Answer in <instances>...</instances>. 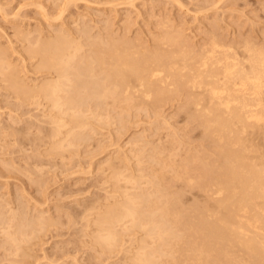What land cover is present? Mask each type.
Here are the masks:
<instances>
[{"label":"rangeland","instance_id":"374dc122","mask_svg":"<svg viewBox=\"0 0 264 264\" xmlns=\"http://www.w3.org/2000/svg\"><path fill=\"white\" fill-rule=\"evenodd\" d=\"M2 2H0L1 3L0 7L2 5V9H1L2 11L0 10V39H1L0 44L3 45L5 43L4 46L6 47L1 45L0 46L4 48H8L9 51L8 50L7 51L9 52V54L13 51L11 53L12 55L10 54V56L12 57V59H14V61L17 60L15 61L17 63L21 61L22 65L21 63H18V65H20L19 66L20 69L24 67L22 69L21 74L22 76L25 75L24 78L27 77L26 80H28V78H29L28 81L32 80L31 82H38L40 79L43 78L42 76L48 74L47 72L48 69L39 67V65L41 66V63H38L41 62L38 61V59L41 58L39 55H37V57L34 55L31 60L30 54L32 55L31 52L33 50L32 51L30 50L32 48H35L33 46L36 45L35 43L38 40L37 36L38 37L40 36L39 38L40 40H42V38L44 39L46 38L47 40V38L53 39L54 37H58L66 33L65 36L71 38L75 43L74 45L79 44L82 46L80 50V55L83 56L86 55L88 56L91 53H97V52L98 54L99 52L101 54L103 53V51L106 52L111 48V46L115 45L112 48L119 47L121 50L127 49V51L132 52V54L142 53L143 50V52H146L147 54L148 52H150L149 54L160 55V54H156V52L160 53V51L164 50L166 53L164 52L162 53L165 54L166 57H164L163 60L166 61L168 59L167 55L172 54V53L167 54L168 52L185 53L191 50L199 51L203 47V45L208 44L213 39V37H216L217 40L226 44L229 43V44L240 45L245 41H247L248 39H249L248 41L255 43L257 45L264 44V0H71V2L70 0L68 1L67 0L64 1L63 0H2ZM4 3L6 7L4 6ZM41 9L44 10V12H42ZM4 10L6 11L4 12ZM45 11H46L45 16L48 15L46 17L44 16ZM15 14H18L16 15L17 17H14ZM19 26L20 27L22 26V28H20ZM33 27L37 31H34ZM26 29H30V30L27 31ZM39 29H41V32H38L40 31ZM17 30H21V32H18ZM14 31L16 34L19 33L21 36L19 34L16 35ZM22 31H24V33L26 32L25 33L26 36L22 37L23 35ZM167 31L169 32L167 33ZM171 32H175V33L170 34ZM49 33L51 34V37L49 36L50 35ZM56 33L58 34V36L54 35ZM41 35L43 37H41ZM167 38H169L170 40ZM163 39H165L166 42L164 40L162 43L161 41ZM22 40H23V44L21 42ZM175 40L177 41L180 40V41L177 42ZM106 41L109 43H106ZM172 41L173 43H171ZM175 42L176 45H174ZM29 44H32L33 46L30 47L28 46ZM165 44L168 46H166ZM12 45L16 46L15 48L18 53H16L15 49H13L14 46ZM26 45L30 48H28ZM121 45H123V47L125 48H123ZM23 47H26V49ZM18 48L20 52L18 51ZM176 48L179 49V51ZM26 50L30 52L27 53ZM21 53H25V54L23 55ZM27 66L29 67V69ZM98 67L99 66H96L97 72H99L100 70V67L99 68ZM26 68L28 71L26 70ZM31 70L33 71L29 72ZM39 70L42 72H40ZM87 76L88 74L84 73L80 76V79L93 80L92 77L90 76L87 77ZM1 78L2 76H0V81H1L0 82V121H1L0 122L1 125L0 126V196H2L0 197V205H1L0 206V213H1L0 214V218H1L0 262L1 263L0 264H5V263L10 264L11 262H13L11 264H14L15 262H16L15 264H74V263L136 264L135 261H133L134 260L133 257L136 251H138V249H140V246L143 245L144 243L145 245L148 244L147 245L148 247L149 246L152 247V248L149 247V249L153 250L154 251L153 253L156 254L153 255L156 258L153 259L156 262L153 264H229V263L250 264L252 263L249 262L252 259L248 258L251 256L246 252L241 251L239 248H237L238 246H236L237 249L234 246L229 247L228 251L230 252V250H232L233 254L232 252L230 253L227 252L228 255L225 253L222 254L223 252L219 253V251L215 253L216 245L214 244L213 246L210 247L208 246V244L205 245V241H203L204 234H202L199 231V227H197L198 226V224H196L197 221L199 222L200 219L203 220L206 219L201 217H208L207 215L209 214V212L215 213L220 211L219 207L216 205L218 201L217 196H221V195L216 190H214L216 189V185L210 183L209 180L210 178L214 177L217 174L218 169L220 170L221 166L223 165L224 157L220 153L221 148L219 149V146L220 147L222 146L220 145V143L221 144L223 143L222 142L219 143L218 140L219 138L216 137L217 134L214 136L213 133H211L212 129L209 130L205 127V125L204 126L202 125V122L204 123V121L200 116V112L198 113V111L190 110L187 104L190 97L186 93V89H182V88H181L182 90L175 89L176 91L174 90L170 92L171 94H169L162 101L159 102L154 100H149L150 101L149 102L148 100H145V98L143 99L142 96L139 97L134 96L133 99L134 101L129 103L131 106L128 105L127 100L126 101L123 100L121 96L120 97L116 96L118 98L114 96L109 97L108 100H106L107 101L106 102L105 100H101L100 98L95 97L93 95L89 96L87 95L86 91H84L83 94H85L84 96L85 98H87L86 102H88V106H86L82 111L83 112L82 116L84 117V119L82 120L81 126L80 124H73V122L70 121L68 125L69 127L66 125L62 127L63 132L61 134L62 135L61 138L59 137V139H62V137L64 136L63 138L64 141L62 140V142H60V140H57L56 142L57 144H55L54 139H52L53 137L52 135L55 131L56 125L52 124L53 122H51V118L49 117L50 115L51 116L56 115L57 113L56 110L52 111L51 109V111H49L50 107L48 106L49 107L48 108L46 106L48 103L46 102L47 103L46 104L45 100H43V103L40 105L38 104V102H36V100L34 101V99H30L31 101L26 99L18 100L17 95H15L16 93H14L12 89H9L8 83L6 84L4 80H1ZM3 89L4 91H6V93L3 91ZM173 92H176L175 95H173ZM12 94L13 96L14 95L15 96L13 97ZM4 95L8 96L7 101ZM91 97H95V98H92L93 100H91ZM114 98L116 99L115 102H113ZM165 100L168 102L166 103ZM27 101L29 102V104ZM94 101H96V103ZM118 102L119 103L122 102V105L119 104ZM21 103H23V105ZM107 103L109 105H106ZM140 103L145 106L141 105ZM45 112L48 113L46 116H45ZM91 113L92 115H94V118L97 117L95 118V120H97L99 116L104 118H99L98 120L100 121L96 123V121L92 118V116H90ZM95 113L96 115L97 114L98 115L96 116ZM36 114H38L39 117L38 115L36 116ZM87 118L89 119L88 121L90 122L87 121ZM10 120L11 122H9ZM164 120H166V122ZM40 122L42 125L39 124ZM83 122L85 124L89 123V125H85L83 124ZM36 125L38 127H36ZM48 125L49 126L52 125L51 127L53 128L48 127ZM70 126H72L73 128H71ZM22 127L25 129H23ZM67 128H71L73 132L71 131V129H69L71 132H66L68 130ZM48 130L51 133L48 132ZM206 130H208V132L210 133L205 132ZM2 131L3 134H1ZM24 131L27 133L26 136L24 135L26 134L24 133ZM31 131L32 132L35 131V133H32ZM29 132H31L32 134ZM18 133H20L19 134L20 136L18 135ZM65 134L69 138L66 137ZM79 134H81V136H79ZM37 136L41 138H37ZM24 137L26 138L24 139ZM22 138L24 139V141ZM213 138H217V139H213ZM66 141L68 142L71 141V143L70 142L66 143ZM50 146H53V148ZM73 146L74 148L70 149V147ZM63 148H66L67 151H65ZM48 150L52 155L48 153ZM59 153L61 155H59ZM34 154L37 155L40 154V155L36 156ZM70 154L72 156H70ZM203 155L205 157H202ZM35 156L37 158H35ZM125 158H126L125 160L126 162L124 161ZM197 158H199V160ZM206 160L208 161L206 162ZM119 162L120 164L123 163V165L122 164L120 165ZM111 163L113 165H111ZM107 164L110 166H107ZM42 166L44 168H42ZM115 168L123 174L122 176L130 177V178L129 177L126 178L121 176L120 182L123 183V185L126 184L124 180L128 182L132 181L131 183H127L125 186H123L125 188L122 190H126L127 188H129V192L132 191L130 193L131 195L134 194L139 195L140 198L143 199L144 204L142 203L143 206H141V208L143 209L145 207L144 208L146 209L145 213H148L147 211H149L151 216L153 214L156 215V217H159V214L156 213H160L161 211L159 210H162L163 206L165 208L166 207L165 205L167 203L171 205V210L180 212L178 216L179 221L177 223L174 224L172 220H168L169 222L167 225L169 226L173 224L172 228L174 229L172 231H169L173 233L167 234L168 236L164 235L165 237L164 239L167 240H164L163 242V239L162 240L159 239L156 240L157 241L156 242L153 239H150L151 237L149 236H147L148 238H146L144 233L145 230L143 229L139 230L140 228L132 227V228H127V229H131V230H127L128 233L126 231H123L122 232L123 234L120 235L121 238L118 241L119 244L121 243H122L121 245L126 244V246H120L118 244L110 247L109 245L101 246L94 241L95 237L98 235V232L100 230L96 231L98 229H97V225L93 224L92 222L93 219L95 220L98 211H103L104 209H106L108 205H110V203H112L116 199L112 196V194L115 193L114 190L112 189L114 185L113 183L114 180L112 179H114L115 177L114 175H111V174H115V172L113 171ZM191 168L192 171L190 170ZM30 169L32 170L30 171ZM127 170L129 172H127ZM141 171L142 174L140 175L139 173ZM123 172L124 173L127 172V173L124 174ZM203 173H207V174H203ZM137 176L139 177L136 178ZM148 177L150 178L149 182L147 181ZM205 178L208 179L204 180ZM134 179L136 181L138 180L139 181L134 183L135 182ZM188 179L189 181H187ZM191 179H193V181ZM109 180L112 181L109 182ZM142 183L144 185H142ZM146 183H150V184H146ZM154 184L157 186H153ZM138 186L141 188H139ZM107 187H109V189H107ZM153 189H155L156 191ZM136 190L138 191L136 192ZM212 190H214L215 193ZM111 192L113 193L111 194ZM140 192L141 194H139ZM155 192L158 194H156ZM205 193H207L206 197H205ZM150 195L152 197H150ZM125 196L126 194L122 195L121 198L117 197V199L119 198L124 199L123 197ZM154 196H158V198ZM169 196L171 197L169 198ZM98 198L101 200H99ZM105 198L110 200V202ZM144 198L147 199L151 198V199L146 200ZM215 198H217V200L212 201L215 200ZM90 200L94 202L92 203ZM88 206L90 209L87 208ZM146 206H150V207H146ZM208 207H210L211 209H208ZM87 209H89L88 211L94 209L90 212L93 216L88 215L90 213L86 212ZM38 212L40 215L38 214ZM184 212H186V214ZM41 213L42 214L45 213L46 215L45 214L43 215L46 217H44ZM13 214L15 218L17 217L16 221L15 218L12 216ZM72 215H74L75 218ZM35 216H37L36 217L37 220H39L40 218L39 216H41L45 220L50 222L43 221L44 222L43 224L33 223L32 225L31 224L32 220H36ZM86 216H90V218ZM2 218H4V220ZM19 218H22L23 220L22 219L19 220ZM50 218L53 220H51ZM71 218L73 219L72 221L69 220ZM193 218L194 219L196 218L198 220L195 219L194 221H192ZM54 219L58 221L57 223H55L56 225L52 224L56 222ZM87 219H89L88 223H87ZM81 220L83 221L81 222ZM3 221L5 223H3ZM189 221H192L190 222L192 224H190ZM85 222L87 225L85 224ZM18 223L21 226L23 225L25 228L21 226L19 227ZM46 223L50 225L47 226ZM126 223H127L126 225H124V223H121V225H117V229L121 227L120 229L126 230L125 227L127 225H130L128 224L129 222ZM4 224L6 225V227ZM7 224L10 228L7 226ZM35 224H37V226ZM26 225L28 227H26ZM43 225L45 226L43 227ZM94 225L96 227H94ZM46 226L49 227L50 229L47 228ZM87 226L89 228H87ZM19 228L22 229L20 230ZM3 229L5 230L3 231ZM24 230L28 233L29 238H27L28 235L25 238L24 237L25 235L24 236L22 235L23 236L22 237L19 234ZM92 230L95 231L93 232ZM122 230H120V232ZM8 231L13 232L14 234L16 232V236L17 234L18 236L20 235V238H22L20 241L22 242L23 240L22 243L24 244L31 242V246H29L30 245L29 243L22 245V243L20 242L21 249L24 248L23 252L25 251L26 255L28 253L27 256L21 254L23 253L21 249L19 250L20 253L16 250L17 247L16 248L14 247L15 246V244H13L14 242H12L11 238L7 236ZM29 233H33V234L30 235ZM34 233L37 235H34ZM39 233L41 237L37 238L40 236ZM177 233H180V235H178ZM99 234H101V232H99ZM32 238L34 240L31 241ZM145 238L150 240L146 241ZM121 239L122 240L124 239V241H121ZM125 240H127L126 243H123L125 242ZM139 240L141 241V243ZM136 242H138V244ZM25 246L30 251V255H29V251L25 250L26 249ZM99 246L104 247L102 248L103 250ZM117 246H120V248ZM154 246L156 247V250ZM200 246H202V248ZM111 247H113V249ZM121 248L122 250H119ZM171 248L172 249L174 248L173 251H171L172 250ZM188 248L190 250H188ZM207 248H209V250H213V249L215 250L210 252ZM95 249L96 251L93 252V250ZM133 249L135 250V252L133 251ZM9 250L12 254L9 252ZM237 250L239 255L237 254ZM128 251L132 253H128ZM156 251H159V253H157ZM161 251L162 252L164 251L165 253H162ZM240 252L241 253L244 252V253L241 254ZM18 253L21 256H19ZM208 253H210L209 254L210 256H208ZM15 254H18L17 257ZM203 254H205V257ZM7 255L10 257H8ZM170 255H172L173 257ZM233 255L234 257H231ZM216 256H218V259H216L217 258ZM206 257L209 258L207 259ZM230 257L233 259L228 260ZM96 258L98 259L97 261ZM241 258L243 259L241 260ZM236 259L239 261H237Z\"/></svg>","mask_w":264,"mask_h":264},{"label":"bare ground","instance_id":"6f19581e","mask_svg":"<svg viewBox=\"0 0 264 264\" xmlns=\"http://www.w3.org/2000/svg\"><path fill=\"white\" fill-rule=\"evenodd\" d=\"M0 2H2V0ZM70 2H71V0H70ZM66 3H68V2H66ZM4 6H5V3H4ZM1 9H2V5L0 7V10ZM42 9H43V7H42ZM5 11L6 10H4V12ZM42 12H44V10H42ZM45 14H46V11L44 13V16H45ZM16 15H18V14H15L14 17H17ZM46 16H48V15H46ZM20 28H22V26ZM33 29H34V27H33ZM26 30L28 31L30 29H26ZM39 30L40 31H38V32H41V29H39ZM62 30H64V29H62ZM17 31L21 32V30H17ZM34 31H37V30L34 29ZM168 32L169 31H167V33ZM14 33H15V31H14ZM22 33H23L22 37L26 36V34H25L26 32L24 33V31H22ZM51 33H53V32H51ZM61 33H59V34H61ZM172 33H175V32H171L170 34H172ZM18 34L19 33H17L16 35H18ZM29 34H31V33H29ZM65 34L58 36V34L56 33L54 35H57L58 37H54L53 39L47 38V40H46V38L45 39L42 38V40H40L39 39L40 36L39 37L37 36L38 40L35 43L36 45L33 46L32 44H34V43L28 45L30 47H32V46L35 47V48H32L30 50V51L33 50L31 52L32 55L30 54L31 60H32V57L34 55L36 57H37V55H39L41 57V58L39 57L40 59L37 58L38 61H41V62H38V63H41V66L38 64L39 67L44 68V69H48V71H47L48 74L45 76H42L43 78L40 79L39 81L37 80L38 82H31L32 80L28 81L29 78H28V80H26L27 77L24 78L25 75L22 76V74H21L22 69L24 67L22 69H20V67H19L20 65H18V63H21V61L18 63L15 62L17 60L14 61V59H12V57L10 56V54L13 51L9 54V52H8L9 49L4 48V47H6V46H4L5 43L3 42L4 43L3 45L0 44L1 46H4V47L0 46V74H1L0 76H2L1 80H4L6 84L8 83L9 89H12V91H14V93H16L15 95H17V99L18 100L19 99L20 100L21 99L22 100L23 99H26V100L34 99V101L36 100V102H38L39 105L43 103V100H45V103L46 102L48 103V104L46 103L47 104L46 106L50 107V108L48 107L49 111H51V109H52V111L56 110V112H57L56 115H53L54 114L53 113L52 114L53 116L50 115V117H49V118H51V122H53L52 124L56 125L55 131L52 135L53 136L52 139H54L55 144H57L56 143L57 140H60V142H62L64 136L62 137V139H59V137L61 138V136H62L61 135L63 132L62 127L65 125L68 126L70 121L73 122V124H80V126H81L82 120L84 119V117L82 116V113H83L82 111L86 106H88V102H86L87 98H85V96H84L85 94H83L84 91H86L87 95H89V96L93 95V96L98 97L101 100H105V101L108 100L109 97H113V96L114 97H116V96L120 97L121 96V98L125 101L127 100L128 105H130L129 103L134 101L133 100L134 96H136V97L142 96L143 99L145 98V100H148V101L154 100V101L159 102V101H162L166 96L171 94L170 92L174 91L175 89L176 90H179L181 88L186 89V93L190 97L189 101L187 102L190 110L198 111V113L200 112V116L202 117V119L204 121V123L202 122V125L203 126L205 125V127L209 130L212 129L211 133H213L214 136L217 134L216 137L219 138L218 139L219 143L220 142L223 143V144L220 143V145H222L221 147L219 146V149L221 148L220 153L224 157L223 165L222 166L220 165L221 166L220 170L218 169L217 174L214 177L210 178V180H209L210 183L216 185V189H214V190H216L221 195V196H217L218 201H217V205H216L219 207L220 211L215 212V213L209 212V214L207 213L208 217H201L204 219L206 218L205 220L200 219L199 222L198 221L196 222V224H198L197 227H199V231L202 234H204L203 235V237H204L203 241H205V245L208 244L209 247L213 246L215 244L216 245L215 246V249H216L215 253L217 251H219V253L223 252L222 254L225 253L227 255H228L227 252H229L228 251L229 247L234 246L236 248V246H238L237 248H239L241 251H244L251 256V257H248V258L252 259L250 261L248 260L249 262H252L250 264H264V44L263 45H257L255 43L248 41L249 39L240 45L229 44V43L226 44V43H223V42H220L219 40H217L216 37H213V39L208 44H206V45L202 44L203 47L201 46L202 48L199 51L191 50V51L185 52V53L168 52L167 54H169V53H172V54L167 55L168 59L166 61V60H163L164 57H166L165 54L162 53V52L166 53L164 50L160 51V53L156 52V54H160V55L149 54L150 52H148V51H147L148 52V54H147L146 52H143V50H142V53H136V54L133 53L132 54V52L127 51V49L121 50L119 47L112 48L115 45L111 46V48L108 51H106V52L103 51V53H101V54H100V52H99V54L97 52V53H91L88 56L87 55L83 56V55H80V50H81L82 46L79 44L74 45L75 43L73 42V40L71 38L66 37ZM12 35H14V34H12ZM181 35H183V34H181ZM1 36H3V35H1ZM49 36L51 37V34ZM41 37H43V36L41 35ZM168 37H170V36H168ZM16 39H18V38H16ZM167 39H169V38H167ZM172 39H174V38H172ZM23 40H24V38H23ZM23 40L21 41L22 44H23ZM25 40H26V38H25ZM164 40L165 39H163L161 42L163 43ZM183 40H184V38H183ZM175 41H177V40H175ZM178 41H180V40H178ZM15 42H13V43H15ZM31 42H34V41H31ZM165 42H166V40H165ZM81 43H83V42H81ZM106 43H109V42L106 41ZM124 43H126V42H124ZM171 43H173V41ZM171 45H173V44H171ZM174 45H176V42L174 43ZM12 46H14V45H12ZM121 46L123 47V45H121ZM166 46H168V45H166ZM186 46H187V44H186ZM15 47L16 46H14V48L13 47H11V48L15 49V51H16ZM30 47H28V48H30ZM169 47H171V46H169ZM23 48L26 49V47H23ZM123 48H125V47H123ZM139 48H141V47H139ZM173 48H175V47H173ZM177 50L179 51V49H177ZM184 50H185V48H184ZM18 51H19V48H18ZM26 51H27V53L30 52L28 50H26ZM21 52H23V51H21ZM33 52H34V54H33ZM16 53H18V52L16 51ZM21 54L24 55L25 53H21ZM25 57H26V55H25ZM21 58H24V57H21ZM25 64H23V65H25ZM36 64H37V62H36ZM21 65H22V63H21ZM96 66L100 67L99 72L96 71ZM28 69H29V67H28ZM26 70H27V68H26ZM32 71L33 70H31L29 72H32ZM40 72H42V71H40ZM43 72H44V70H43ZM84 73H86V74H88V76L92 77L93 80H85V79L82 80V79H80V76ZM36 74H38V73H36ZM35 79H33V80H35ZM2 83H3V81H2ZM2 86H3V84H2ZM3 91H4V89H3ZM73 91H74V93H73ZM4 92L6 93V91H4ZM175 93L176 92H173V95H175ZM12 96H13V94H12ZM180 96H181V94H180ZM4 97L7 101L8 96L4 95ZM95 97H91V100H93L92 98H95ZM118 97H116V98H118ZM182 97H184V96H182ZM110 99H112V98H110ZM115 100L116 99L114 98L113 102H115ZM17 101H16V103H17ZM94 102L96 103V101H94ZM136 102H138V101H136ZM165 102L167 103L168 101L165 100ZM21 104L23 105V103H21ZM28 104H29V102H28ZM119 104L122 105V102ZM153 104H155V103H153ZM103 105H104V103H103ZM106 105H109V104L107 103ZM141 105H143V104H141ZM125 106H127V105H125ZM143 106H145V105H143ZM24 107H22V108H24ZM19 108H20V106H19ZM89 108H90V106H89ZM122 108H123V106H122ZM89 112H92V111H89ZM38 114H40V113H38ZM38 114H36V116ZM47 114L48 113L45 112V116ZM95 115H96V113H95ZM188 115H189V113H188ZM45 116H43V117H45ZM90 116H92V118L94 120H95V118H97V117L94 118V115H92V113ZM23 117H25V116H23ZM38 117H39V115H38ZM194 117H195V115H194ZM40 118H41V116H40ZM99 118H104V117L99 116ZM98 119L95 120L96 123L98 121H100ZM105 119H107V118H105ZM88 120L89 119L87 118V121ZM194 120H196V119H194ZM102 121H103V119H102ZM164 121L166 122V120H164ZM9 122H11V120ZM88 122H90V121H88ZM39 124H41V122ZM83 124H85V123L83 122ZM85 125H89V123H87ZM51 126L48 125V127H51ZM80 126H77V127H80ZM94 126H95V124H94ZM36 127H38V126L36 125ZM70 127L73 128L72 126H70ZM51 128H53V127H51ZM71 128H67L68 130L66 132H71L72 131ZM85 128H87V127H85ZM1 129H2V127H1ZM23 129H25V128H23ZM23 129H22V131H23ZM69 129H71V131ZM37 130H40V129H37ZM4 131H5V129H4ZM25 131H24V133L27 132V131L26 132ZM13 132H15V131H13ZM31 132H29V133H31ZM48 132H50V131L48 130ZM205 132H208V130H206ZM32 133H35V131ZM40 133H42V132H40ZM208 133H210V132H208ZM1 134H3V131ZM19 134L20 133H18V135ZM45 134H48V133H45ZM11 135H13V134H11ZM21 135H22V133H21ZM24 135L26 136L27 133ZM79 136H81V134H79ZM5 137H7V136H5ZM66 137H68V136L66 135ZM25 138L26 137H24V139ZM37 138H41V137L37 136ZM49 138H51V137H49ZM78 138H80V137H78ZM24 139H23V141H24ZM74 139H77V138H74ZM213 139H217V138H213ZM218 140H216V141H218ZM19 141H20V139H19ZM69 142L71 143V141H69ZM69 142L66 141V143H69ZM21 143H22V140H21ZM80 143H82V142H80ZM69 145H71V144H69ZM47 146H49V145H47ZM50 147L53 148V146H50ZM37 148H39V147H37ZM71 148H74V146L70 147V149ZM58 149H59V147H58ZM63 149L65 151H67L66 148H63ZM49 150H51V149H49ZM49 150H48V153H50ZM60 153H59V155L62 154V153L61 154ZM55 154H57V153H55ZM34 155L38 156L40 154H38V155L34 154ZM36 156H35V158H37ZM41 156H43V155H41ZM53 156H55V155H53ZM70 156H72V155L70 154ZM125 157H127V156H125ZM202 157H205V156L203 155ZM202 157H200V158H202ZM208 157H210V156H208ZM120 158H122V157H120ZM62 159H65V158H62ZM68 159H70V158H68ZM197 159L199 160V158H197ZM116 160H118V159H116ZM125 160H126V158L124 159V161ZM207 161L208 160H206V162ZM211 163H214V162H211ZM119 164H120V162H119ZM121 164L123 165V163H121ZM32 165H34V164H32ZM37 165H39V164H37ZM111 165H113V164L111 163ZM196 165H199V164H196ZM107 166H110V165L107 164ZM115 166H118V165H115ZM217 166H219V165H217ZM30 167H32V166H30ZM178 167H179V165H178ZM42 168H44V167L42 166ZM182 168H184V167H182ZM202 168H204V167H202ZM185 169H186V167H185ZM194 169H196V168H194ZM31 170L32 169H30V171ZM116 170H117L116 168L113 170L115 172V174H111V175H114V177H115V178L113 177L114 179H112V180H114V182H113L114 188L112 187V189L114 190L115 193H118V194H115V193L112 194L113 192H111L112 196L116 199L114 200L112 198L114 201L111 200L113 202L110 203V205H108L106 207V209H104L103 211H98L95 220L93 219V221H92L93 224L97 225L98 230H96V231L100 230L99 232H101V234H99V232H98V235L95 237V240L94 239L93 240L98 245H101V246L109 245V247H110V246H115L117 244L120 246H126V244L125 245H121L122 243L119 244L118 241L121 238L120 235L123 234L122 232L126 231L128 233L127 230H131V229H127V228H132V227L133 228H135V227L140 228L139 230H141V229L145 230V232L144 231L143 232L145 233L146 238H148L147 236H149V237H151L150 239H153L154 241L159 240V239H161V240L163 239V242H164V240H167V239H164L165 238L164 235L173 233V232H169V231H172L174 229V228H172L173 224H171L169 226L167 225L169 222L168 220H172L174 222V224L177 223L179 221L178 216H179L180 212L175 211V210L174 211L171 210V205H169L167 203L165 205L166 206L165 208L163 206L162 207L163 209L159 210V211H161L160 212L161 214L156 213V214H159V217H156V215H153V214L151 216L149 211H147L148 213H145V211H146V209H144L145 207L143 209L141 208V206H143V204H144L143 199H141L140 196L137 194L131 195L130 193L132 191L129 192V188H127L126 190H122L125 188L123 186H125L127 183H131L132 181L128 182V181L124 180V182H126V184L123 185V183L120 182L121 176L123 174L119 170H117V172H116ZM190 170L192 171V168ZM174 171H175V169H174ZM127 172H129V171L127 170ZM127 172H125V173L123 172V173L126 174ZM206 172H207V170H206ZM178 173H180V172H178ZM139 174L141 175L142 171ZM203 174H207V173H203ZM175 175H173V176H175ZM122 177L127 178L129 176H122ZM138 177L139 176H137L136 178H138ZM179 178H180V176H179ZM109 179H111V178H109ZM206 179H208V178H205L204 180H206ZM112 180H109V182ZM132 180H133V178H132ZM142 180H144V179H142ZM149 180H150V178L148 177L147 181L149 182ZM191 180L193 181V179H191ZM138 181L135 180L134 183H136ZM187 181H189V179ZM161 183H163V182H161ZM106 184H108V183H106ZM138 184H140V183H138ZM146 184H150V183H146ZM212 184H210V185H212ZM142 185H144V184L142 183ZM109 186H110V184H109ZM153 186H157V185L154 184ZM213 187H215V186H213ZM139 188H141V187H139ZM161 188H164V187H161ZM161 188H159V189H161ZM107 189H109V187H107ZM155 189H153V190H155ZM214 190H212V191L214 192ZM137 191L138 190H136V192ZM212 191H210V192H212ZM109 192H106V193H109ZM217 192H216V194H217ZM125 194H126V196L123 197L124 199H120L122 197V195H125ZM139 194H141V192ZM156 194H158V193H156ZM206 194L207 193H205V197H206ZM147 195H149V194H147ZM163 196H165V195H163ZM166 196H168V195H166ZM0 197H2V196H0ZM106 197H108V196H106ZM117 197H120V198L117 199ZM150 197H152V196L150 195ZM154 197L158 198V196H154ZM170 197L171 196H169V198ZM160 198H162V197H160ZM160 198H159V201H160ZM173 198H175V197H173ZM217 198H215V200H212V201H216ZM110 199H111V197H110ZM144 199L149 200L151 198H148V199L144 198ZM163 199H161V200H163ZM99 200H101V199H99ZM106 200H108V199H106ZM94 201H95V199H94ZM94 201H91V202L93 203ZM108 201L110 202V200H108ZM209 201H211V200H209ZM96 205H99V204H96ZM201 205H203V204H201ZM104 206H106V205H104ZM101 207H103V206H101ZM101 207H100V209H101ZM146 207H150V206H146ZM87 208H89V206ZM153 208H156V207H153ZM173 208H175V207H173ZM178 208H180V207H178ZM11 209H13V208H11ZM89 209H87V211L86 210L85 211L90 213L92 210H94V209H91V211H88ZM208 209H211V208L208 207ZM24 212H25V210H24ZM41 212H43V211H41ZM15 213H16V211H15ZM59 213H60V211H59ZM184 213L186 214V212H184ZM38 214H39V212H38ZM43 214H45V213H43ZM87 214H85V215H87ZM185 214H184V216H185ZM88 215L93 216L91 213ZM182 215H183V213H182ZM12 216L14 217V214ZM47 216H49V215H47ZM72 216L74 217V215H72ZM201 216H202V214H201ZM27 217H29V216H27ZM36 217L37 216H35V218ZM39 217H40L39 220H37V218H36V220H32V222L30 221L31 224L32 225H33V223L43 224L44 223L43 221L50 222V221L45 220L41 216H39ZM44 217H46V216H44ZM86 217L90 218V216H86ZM16 218H15V221H16ZM2 219L4 220V218H2ZM21 219L22 218H19V220H21ZM195 219L193 218L192 221H194ZM0 220H1V218H0ZM51 220H53V219H51ZM69 220L72 221L73 219L71 218ZM196 220H198V219H196ZM82 221L83 220H81V222ZM88 221H89V219H87V223H88ZM192 221H189V223ZM25 222H28V221H25ZM57 222L58 221H56L52 224H55ZM126 222H129L128 224H130V225H127L125 227L126 230L120 229L121 227H119V226H118L119 228L117 229V225H121V223H124V225H126L127 224ZM3 223H5V222L3 221ZM46 224H47V226L50 225L48 223H46ZM85 224H86V222H85ZM190 224H192V223H190ZM190 224H188V225H190ZM9 225H10V223H9ZM35 225L37 226V224H35ZM45 225H43V227ZM124 225H122V226H124ZM7 226H8V224H7ZM14 226H13V228H14ZM18 226L20 227L21 225H19V223H18ZM88 226H87V228H89ZM5 227H6V225H5ZM21 227L25 228L23 225ZM26 227H28V226L26 225ZM94 227H96V226L94 225ZM47 228H49V227H47ZM19 229H18V231H19ZM119 229L122 231L120 232ZM4 230L5 229H3V231ZM25 230L20 232V233L18 232V233L21 236L25 235L24 237L26 238L28 233ZM6 231H7V228H6ZM41 231H44V230H41ZM92 231L94 232L95 230H92ZM36 232H39V231H36ZM138 232H140V231H138ZM180 233H177V234L180 235ZM29 234L32 235L33 233H29ZM95 234H97V233H95ZM174 234H176V233H174ZM20 235L18 236V234H17V236H16V232L14 234L11 231L10 232L8 231V234H7V236H9V238H11V241L14 242L13 243V244H15L14 247L15 248L17 247L16 250L18 252L21 249V243L23 242V240H22V242L20 241L22 239V238H20ZM34 235H37V234L34 233ZM39 235H40V233H39ZM85 235H86V233H85ZM124 236H125V234H124ZM171 236H173V235H171ZM174 236H176V235H174ZM191 236H192V234H191ZM191 236H189V237H191ZM40 237H41V235L37 238H40ZM131 237H133V236H131ZM142 237H144V236H142ZM170 237H168V238H170ZM27 238H29V235L27 236ZM146 238H145L146 241L150 240V239H146ZM173 238H172V240H173ZM32 240H34V239L32 238L31 241ZM121 241H124V239L123 240L121 239ZM126 241L127 240H125V242H123V243H126ZM142 241H144V240H142ZM216 241H217V243H216ZM129 242H130V239H129ZM28 243L30 244L29 246H31V242H28ZM28 243H25V244H28ZM83 243H85V242H83ZM136 243L138 244V242H136ZM140 243H141V241H140ZM199 243H201V242H199ZM13 244H12V246H13ZM23 244L24 243H22V245ZM32 244H34V243H32ZM146 244H147V242H146ZM194 244H196V243H194ZM10 245H11V243H10ZM92 245H94V244H92ZM147 245H145V243H144L143 245L140 246V249H138V251H136V253L133 257L134 258L133 261H135L136 264H153V263H156L153 260V259H156L153 256L156 254L153 253L154 251L149 249L150 246L148 247ZM120 246H117V247L120 248ZM189 246H191V245H189ZM202 246H204V245H202ZM202 246H200V247L202 248ZM194 247H196V246H194ZM25 248H26V246H25ZM100 248L102 249L104 247H100ZM111 248L113 249V247H111ZM130 248H131V246H130ZM150 248H152V247H150ZM190 248H192V247H190ZM203 248H205V247H203ZM211 248H213V247H211ZM23 249L24 248L21 249L22 252H23ZM173 249L171 251H173ZM193 249H191V250H193ZM207 249L209 250V248H207ZM215 249L209 250V251L212 252ZM10 250H9V252H10ZM13 250H15V249H13ZM25 250H28V249L26 248ZM119 250H122V248ZM155 250H156V247H155ZM161 250H162V248H161ZM164 250H166V249H164ZM188 250H190V249L188 248ZM94 251H96V249L93 250V252ZM107 251H109V250H107ZM114 251H116V250H114ZM124 251H126V250H124ZM133 251L135 252L134 249H133ZM176 251H178V250H176ZM233 251H235V250H233ZM156 252L159 253V251H156ZM230 252H232V250H230ZM244 252H242V253H244ZM106 253H108V252H106ZM128 253H132V252L128 251ZM162 253H165V252L163 251ZM18 254H15L16 257ZM21 254H24V256L28 255V253L26 255L25 251ZM169 254H171V253H169ZM209 254L210 253H208V256H210ZM232 254H233V252H232ZM237 254H238V250H237ZM247 254H246V256H247ZM29 255H30V251H29ZM203 255L205 257V254H203ZM19 256H21V255L19 254ZM97 256H100V255H97ZM164 256H165V254H164ZM170 256H172V255H170ZM224 256H226V255H224ZM235 256H237V255H235ZM8 257H10V256H8ZM22 257H21V259H22ZM102 257H103V255H102ZM216 257H217L216 259H218V256H216ZM231 257H234V255ZM231 257L228 260L233 259ZM252 257H254V258H252ZM128 259H130V258H128ZM242 259L243 258H241V260ZM97 260L98 259L96 258V261ZM215 261H218V260H215ZM237 261H239V260H237ZM19 262H20V260H19ZM227 262H230V261H227ZM11 263H13V262H11ZM5 264H7V263H5ZM74 264H78V263H74Z\"/></svg>","mask_w":264,"mask_h":264}]
</instances>
